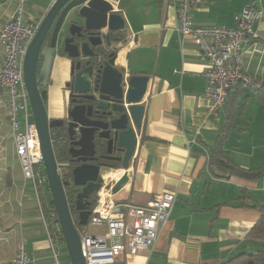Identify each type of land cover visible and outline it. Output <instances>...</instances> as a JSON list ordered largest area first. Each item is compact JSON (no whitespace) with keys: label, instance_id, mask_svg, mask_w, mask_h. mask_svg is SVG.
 <instances>
[{"label":"crops","instance_id":"0c3cea01","mask_svg":"<svg viewBox=\"0 0 264 264\" xmlns=\"http://www.w3.org/2000/svg\"><path fill=\"white\" fill-rule=\"evenodd\" d=\"M53 2L0 0V31L21 4L28 18L35 20ZM113 5L125 21L124 41L115 46L116 67L129 75L150 77L142 102V132L128 168L130 180L114 200L145 207L160 194L176 195L154 247L116 264H223L239 253L264 246L248 239L261 217L254 207L264 206V178H225L217 169H209L210 149L225 127L232 97L237 128L223 148L230 162L242 168L254 169L264 163V105L259 91L242 86L235 95V87L222 111L210 113L205 97L207 63L199 46L177 31L174 0H118ZM247 7H264V0H205L194 7L192 21L196 27L234 29L236 16ZM254 32L245 47L243 72L263 84L264 19L254 25ZM3 64L0 55V70ZM71 69L69 58L55 57L47 98L50 120L67 116L66 84ZM121 174L122 169L101 175L111 181ZM42 194L52 199L48 188ZM23 240L32 264H54L34 186L25 179L15 152L8 96L4 95L0 104V264H11ZM58 252L62 263H70L64 242Z\"/></svg>","mask_w":264,"mask_h":264},{"label":"water","instance_id":"95a60500","mask_svg":"<svg viewBox=\"0 0 264 264\" xmlns=\"http://www.w3.org/2000/svg\"><path fill=\"white\" fill-rule=\"evenodd\" d=\"M117 1L56 0L43 15V23L24 61V83L38 132L53 212L58 217L71 264H86V261L81 236L65 193L69 183L62 180L50 134L52 128L64 124L61 120L48 118L47 95L41 89L48 87L56 56L80 59L72 68L74 77L70 98L83 96L93 105L85 107L78 105L77 100L73 101L67 128L71 162L78 164L72 169V180L76 188L82 189L77 195L76 209L79 211L78 226L83 227L92 214L87 200L93 195L94 202H97V194L104 183L101 168L105 166L91 163L96 155V135L108 140L109 153L115 146L117 152L124 154L123 159L114 160L121 162L123 170H128L136 154L145 116L142 102L150 77L129 75L116 67L117 51L108 56L102 52L105 48L103 38L110 47L111 33L125 30V21L113 5ZM75 38L80 46L74 44ZM40 58L43 62L39 71ZM93 115L99 119L92 120ZM129 180L130 174L127 173L116 183L113 193L118 194Z\"/></svg>","mask_w":264,"mask_h":264},{"label":"built area","instance_id":"2783aa9c","mask_svg":"<svg viewBox=\"0 0 264 264\" xmlns=\"http://www.w3.org/2000/svg\"><path fill=\"white\" fill-rule=\"evenodd\" d=\"M174 2L177 4V31L199 46L202 59L207 63L205 97L210 103L209 112L222 111L237 85L259 90L262 83L246 76L243 70L245 47L255 35L254 25L264 19V7L245 8L236 16L237 27L227 29L194 26L192 11L205 0ZM43 20L44 16L35 20L28 18L21 4L1 29L0 55L4 56V64L0 70V104L7 95L16 155L25 179L34 186L54 264H64L58 252L60 242H64L58 217L54 213L47 219L43 213L39 191L49 189L48 179L44 173L38 132L24 83L25 57ZM127 173L128 170L122 169V174L111 181H106L103 176L104 183L88 221L97 232L80 235L86 264H116L127 256H138L153 248L161 226L171 216L176 195L160 194L145 207L116 202L114 186ZM26 244V240L21 242L11 264H32Z\"/></svg>","mask_w":264,"mask_h":264},{"label":"trees","instance_id":"16d2710c","mask_svg":"<svg viewBox=\"0 0 264 264\" xmlns=\"http://www.w3.org/2000/svg\"><path fill=\"white\" fill-rule=\"evenodd\" d=\"M121 37L124 38V35L121 33ZM242 86L237 85L235 95H237L239 90H241ZM259 91V101L264 105V83ZM236 104L235 97L230 99L226 111V124L225 127L220 131L216 143L210 149V161H209V169H217L219 172H222L225 175V178L229 177H238L245 180L257 181L264 178V163L258 168L254 169H245L240 166H237L230 162L229 154L224 150L223 145L225 140L231 131L237 128V123L233 120L235 118V111H233V107ZM52 144L56 156L57 163L61 169H63L68 164L72 165L71 155H70V137L68 135L67 126L55 127L50 131ZM74 166H71L70 170L62 175L63 182H71L72 178V169ZM114 169H121L119 165H116ZM40 199L42 202L43 213L47 219L54 214V204L52 199H48L44 197L42 194V189H40ZM65 193L67 197V201L69 204V208L74 220V223L78 226V215L79 211L76 209V200L78 195V190L74 185L69 184L65 187ZM96 202L93 203L92 210L95 207ZM260 213L261 217L257 221V223L253 226L251 231L248 234V239L254 241L256 243L264 244V206H255ZM223 264H264V251L262 249H256L252 251H244L239 253L229 259H227Z\"/></svg>","mask_w":264,"mask_h":264},{"label":"flooded vegetation","instance_id":"af4514ba","mask_svg":"<svg viewBox=\"0 0 264 264\" xmlns=\"http://www.w3.org/2000/svg\"><path fill=\"white\" fill-rule=\"evenodd\" d=\"M110 41H111L112 45L110 47H107L106 40H104V38H103V42H104L103 47H105V48L103 49L102 52H104L106 55L107 54L109 55V54H111L114 51L116 52L117 50H116L115 46L118 45L117 42L120 41V43H122L124 41V38L121 37V32L111 33ZM74 44L77 45V46H80V42H79V40L77 38H75ZM79 50H80V48H79ZM71 61H72V68H73L74 66L77 65V63L80 61V59H74V60H71ZM42 62H43V59L40 58L39 71H40ZM73 77H74V75L72 74V69H71V79L66 84V89L69 91V109L74 106V104H72V102L75 101V100H77L78 105H81V106L89 107V106L93 105V103L91 101L86 100L83 96H80L77 99H76V97L70 98V95L72 94ZM51 83H52V81H51V78H50L49 81H48V87L41 89L42 92L46 91L47 98H48V94H49V89H50ZM45 106H46V109L48 111L49 110V99H46ZM68 112H69V110H68ZM97 119H99V118L96 117L95 115H93L92 120H97ZM55 120L63 121L64 126H67V127H68V124L70 123V120H68V113H67L66 117L61 118V119H55ZM95 144H96V148H95L96 155L94 157V160L91 162L92 164L105 166V167L101 168V172H102V170H108V171L116 170V169H114V167L116 165H119L121 167V169H122L121 162H118V161H116L114 159H120V158L123 159V157H124L123 153L117 152L116 151L117 148H115V146L110 149V153H109L108 140L100 139L98 135H96ZM76 165H78V164H76V163H72V165L68 164L67 166H65L61 170L62 171L64 170L63 174H65V172L67 173L70 170L71 166L75 167ZM111 167H113V169H111ZM118 170H120V169H118ZM63 174L61 172V176ZM70 180H71V182H68V183L71 184V185H74L72 178ZM77 190H78V193L82 191L81 188H77ZM94 197L95 196L91 195L88 198V200H87L88 203L90 204V207H89L90 211H92V206H93V203H94Z\"/></svg>","mask_w":264,"mask_h":264},{"label":"rangeland","instance_id":"374dc122","mask_svg":"<svg viewBox=\"0 0 264 264\" xmlns=\"http://www.w3.org/2000/svg\"><path fill=\"white\" fill-rule=\"evenodd\" d=\"M61 172L64 173V170L63 171L61 170L60 171V174H61ZM107 172H110V171H108V170H102L101 174L104 175ZM95 232H97L96 229H93L89 224H87L86 226H83V227H80L79 226V233H80L81 236H85V235H89V234H94ZM54 238L56 240V236L55 235H54ZM263 247L264 246H259V247L257 246L256 248L261 249Z\"/></svg>","mask_w":264,"mask_h":264},{"label":"bare ground","instance_id":"6f19581e","mask_svg":"<svg viewBox=\"0 0 264 264\" xmlns=\"http://www.w3.org/2000/svg\"><path fill=\"white\" fill-rule=\"evenodd\" d=\"M110 176H111V175H110ZM104 178H105V180H107V179L109 180V179H110V177H109V176H107V179H106V176H105Z\"/></svg>","mask_w":264,"mask_h":264}]
</instances>
